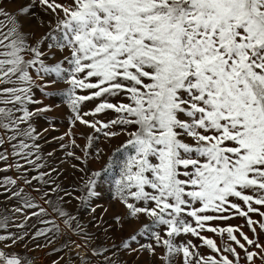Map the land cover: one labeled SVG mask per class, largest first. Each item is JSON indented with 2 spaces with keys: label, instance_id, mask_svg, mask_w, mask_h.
Segmentation results:
<instances>
[{
  "label": "snow or ice",
  "instance_id": "1",
  "mask_svg": "<svg viewBox=\"0 0 264 264\" xmlns=\"http://www.w3.org/2000/svg\"><path fill=\"white\" fill-rule=\"evenodd\" d=\"M0 173V264H264V0H0Z\"/></svg>",
  "mask_w": 264,
  "mask_h": 264
},
{
  "label": "rangeland",
  "instance_id": "2",
  "mask_svg": "<svg viewBox=\"0 0 264 264\" xmlns=\"http://www.w3.org/2000/svg\"><path fill=\"white\" fill-rule=\"evenodd\" d=\"M37 96H39V93H37ZM58 102H59V101L57 100V103H58ZM63 111H64L63 108L57 110L56 115H57L58 118L61 116V114L63 113ZM66 123H67V122H66L65 120H63V119H58V120H57V125H58V127L60 128V131H63V130L65 129V127H66ZM54 134H55V135H59V132L54 133ZM8 174H9V175H12L13 173H8ZM0 175H3V173H0ZM104 187H105L104 196H105V198H107V184H105ZM75 207H76V202H75V201L71 202V203L67 206V208H68L69 210H73V209H75ZM85 219H87V217H85ZM230 223H232V224H237V223H242V221L237 220V219H233V220L230 221ZM217 240H218V242H219V238H218V237H217Z\"/></svg>",
  "mask_w": 264,
  "mask_h": 264
}]
</instances>
